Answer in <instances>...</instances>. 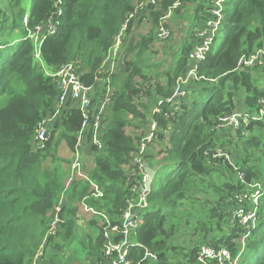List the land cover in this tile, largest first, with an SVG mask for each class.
Returning <instances> with one entry per match:
<instances>
[{
	"label": "trees",
	"instance_id": "1",
	"mask_svg": "<svg viewBox=\"0 0 264 264\" xmlns=\"http://www.w3.org/2000/svg\"><path fill=\"white\" fill-rule=\"evenodd\" d=\"M57 1L32 0L29 29L48 18L59 22L57 31L40 46V60L34 55L33 42L25 38L23 0H0V264H38L35 257L45 233L40 236L37 227L51 224L59 204L58 233L47 238L39 264H61L52 251H63L74 235L78 203L105 213L112 226L122 228L130 200L140 194L137 183L144 177V168L136 163V157L152 122L157 129L147 148H159L157 155L147 153V162L163 155L156 163L163 171L170 164L174 169L164 183L160 170L145 195V205L134 208L140 224L130 232L129 264H180L181 254L186 264H196L202 245L228 247L236 257L241 250L238 239L244 234L248 237L240 264H264V195L254 228L236 218L233 221L234 210L241 206L235 195L247 184L236 177L228 162L206 154L227 143L246 172L247 182L264 181V134L253 135L264 128V121L244 124L236 137L232 129L216 128L220 116L236 110L254 111L264 97V66L237 69L243 55L264 47V0L225 1L222 42L212 46L197 69L206 79L191 80L184 89L186 95L172 102L168 99L179 77L192 66L189 58L197 44L196 29L207 20L211 0H181L175 8V17L188 20V33L182 40L187 44L181 55L173 51L171 63L162 71L152 69L147 57L150 52L162 51L160 44L168 39L162 40L157 30L175 0H160L156 5L146 0ZM141 3L142 8L138 7ZM131 14L134 17L127 23L124 39L128 49L123 51L118 74H113V95L98 134L104 148L97 149L90 139L93 116L105 98L103 64ZM172 19L165 23L170 33ZM147 23L150 32L141 33ZM68 64H73L82 82L94 90L86 132L91 153L81 167L87 176L73 180L72 193L62 203L66 184L47 163L49 158L57 159L63 141L75 152L83 112L76 108L65 111L53 122L45 147L37 150L35 143L39 123L55 112L61 93L56 79L47 72ZM128 127L134 131L129 132ZM248 131L251 133L244 137L243 132ZM124 165H129L128 170ZM131 171L139 181L130 176ZM94 185L103 191L102 196L91 195ZM244 206L248 209L251 203L246 201ZM97 215L93 217L99 218ZM107 220L98 226L95 239L83 243L87 264H111L118 257L115 252L110 258L105 254L110 240L104 230ZM122 236L115 233L111 238L118 242ZM48 246H54L53 250Z\"/></svg>",
	"mask_w": 264,
	"mask_h": 264
},
{
	"label": "built area",
	"instance_id": "2",
	"mask_svg": "<svg viewBox=\"0 0 264 264\" xmlns=\"http://www.w3.org/2000/svg\"><path fill=\"white\" fill-rule=\"evenodd\" d=\"M146 1L150 3L151 5H156L160 0H146ZM225 1L226 0H211V5L208 11L207 20L203 22L199 28L196 29L195 35L197 37L196 38L197 44L195 45V49L190 54V58H189L192 66L189 68L185 76L179 77L178 84L174 91V94L172 95L171 98L168 99V101L172 102L177 97L185 96L186 90L184 89H186L185 87H187L190 84L191 80H200L201 78L206 79L204 76L198 75L197 69H198L199 64L205 59L206 54L211 50L212 46L216 43L218 35L222 31V24L224 21ZM56 3L62 4L63 0H58ZM180 5H181V0H175L172 6L169 8V11L163 18V20L160 22L157 32H158V36L162 40L170 34V31L165 26V23L168 17L171 16L175 8L179 7ZM138 7L142 8L143 3L139 4ZM133 17L134 15L131 14L129 18L127 19L126 24L123 26L122 30H124L125 33L127 31V23L131 21ZM29 18H30V13L26 12L23 15V24L27 27V35L25 36V38L33 42L34 49H35L34 55L37 59L41 60L40 46L42 45L43 41L46 39L47 36L52 35L57 31L59 22L56 20V18H48V20L45 23L37 25L33 29H29L28 28ZM120 37H121V34L119 38ZM114 45L112 46L103 64V71L106 73V76H107V80L105 84L106 85L105 98H103L100 102L97 115L93 116L95 117V123L92 127L93 134L90 139V143L91 145H93V147L97 149L104 148V144L101 142L100 138L98 137V134L100 133L101 128L104 125L105 113L111 102V96L113 95L114 85L111 83V81L113 80V74L116 73L114 70V66H115L114 63H115L116 55L118 52L117 49L114 50ZM259 48L264 49V47H259ZM122 52L123 51H121L120 54ZM120 54H119V62H120ZM263 58H264V54H257V53L245 54L240 58L239 63L237 65V69L242 70L246 68H255L258 66H263L264 65ZM108 62H110L111 65H106ZM120 66H121V62L118 65V69ZM47 73L56 79L58 88L61 93L58 98V102L56 103L55 112L52 115L45 117L39 123L37 142L35 143V148L39 150L45 147L46 143L50 140L52 124L55 120H57V118L61 117L63 114H65V111L69 109H75V108L79 109L84 114V123H83V127L81 128V130L79 131L77 135L78 142L76 145V150L74 152L77 158L74 162L75 163L74 170H77V172L81 175V177H86L87 176L86 173L81 171L82 161L78 159V157L80 153L79 151L82 149V144L83 143L86 144L87 142L86 132L89 130V126H88L89 118H88L87 112L92 102L91 92H93L94 87L87 86L82 82L80 75L76 72V69L73 64L64 65L58 68L56 71L47 72ZM212 80H215V79H212ZM162 102L163 100L159 101L158 106ZM259 102H260V107L258 109H255L254 111L236 110L233 113L220 116L218 118V123L216 125V128L223 129V130L232 129V131H234L239 127L242 121H244L243 124L264 121V97H261ZM158 106L156 107L155 112L159 111ZM156 129H157V126L154 123V125L151 128V131L143 138L142 144L140 145L139 153L140 152L144 153L146 151L147 143L153 140L155 136L154 131ZM81 153H82V159H83L82 150H81ZM206 154H208L209 157H212L214 160L217 159L216 161L225 160L226 162H228V164H230L233 167V169L236 170L234 171L236 177L240 181L246 182L247 184L246 189L237 194V199L240 201L241 206L234 210L233 216H235V218L239 220L240 224L254 228L257 224L258 207L260 206L261 198L264 195V182L257 180V179L251 182H247L246 172L242 170L241 167H238V165L233 163L234 160H232L230 152L225 151L222 147H216L214 149H211L207 151ZM85 158H87V155H85ZM143 160H142L141 155H138L136 157V163L140 164V167H143V163L145 162V160L144 161ZM143 173H144V177L142 181L141 182L139 181L137 183V185L140 188V192H142L141 194L142 200L138 203V205H135L131 201L129 205V209L125 214L122 228L117 227V226H112L109 223V220H107L109 223L108 225H110L111 229L121 230L118 233L123 235L122 238L118 242L112 240L111 236L109 237L110 240L108 242V246L105 251L106 256L110 258L112 253L115 252L118 254V257L113 259L111 261V264H122V263L129 264L130 263V260L127 259V256L129 254V248L133 245V242L127 239V237L130 239V233L127 235V237H124L123 231L126 232L127 228H130L133 224H137V226H139L140 224L138 221V216L134 212V208L136 206H141V207L143 206L145 195H147L149 192V190H145V185L147 182V175L145 174L144 171ZM93 187L94 189H96L94 191H96L99 195H103L102 192L95 185ZM141 188H143V190H141ZM246 201L251 203V207L248 209H246L244 206V203ZM60 208H61L60 204L56 206V210L54 212L53 219H52V222L53 220L56 221L55 223L56 231H57V225L60 221V218H59ZM90 210L93 211V209L91 208ZM130 213L132 215H129ZM128 219H130L131 224L129 223L130 221ZM131 228L133 229V227ZM247 237H248V234H244L243 237H241V241L243 245H245ZM204 248L205 249L203 250L202 254L209 261H214L216 264H239L241 261V255L244 251V248H243L242 251H240L236 257H232V261L227 262V258L229 257H226L227 255L226 250H223L220 253L219 257H214L215 253H218L221 251L218 249L222 247L215 248V247L206 245L204 246Z\"/></svg>",
	"mask_w": 264,
	"mask_h": 264
},
{
	"label": "rangeland",
	"instance_id": "3",
	"mask_svg": "<svg viewBox=\"0 0 264 264\" xmlns=\"http://www.w3.org/2000/svg\"><path fill=\"white\" fill-rule=\"evenodd\" d=\"M23 2H24L26 10L28 12H30V8L32 7V0H23ZM189 10H190V8H189ZM174 17H175V11L167 19V20H171L173 18L171 21V33L167 36L168 39L163 40L164 43L160 44L162 47V51L158 52L155 48V51H157L158 53L154 52V51L150 52V56L147 57V64L150 65L152 67V69H155L156 71L165 70L167 68V66L171 63V56L173 55L172 54L173 51L175 50V52H177V54L181 55L183 48L187 44V43H185V41L183 42L182 40L185 39V34L188 33V31H187L188 30V20L185 17H183V18L179 17V16L178 17L176 16L175 18ZM22 21H23V19H22ZM150 30H151V26L149 23H147V24L142 25L140 32L145 33L147 31V33H148V32H150ZM20 32H21V30H20ZM120 34H121V37L119 38ZM120 34L117 37L116 43L114 45V50L115 49L118 50L117 55H116V60L114 63V65H115L114 70H115V72H117L116 74H118L117 69H118V65L120 63L119 62V54L121 51L128 49L126 47L127 44L125 43V40H124L125 37L127 38V32L125 33L124 30H121ZM222 38H223V33L221 31L220 34L218 35V38H217V41L215 44L216 47H218L220 45V43L222 42ZM123 53L124 52H122L120 54V61H121V58L123 56L122 55ZM254 53L264 54V49L255 47V51L252 52V54H254ZM263 63H264V58H263ZM106 65H111V63L108 62ZM243 123H244V121H242L240 123L239 127L236 130H234V131H236L235 132L236 134L234 137H236L238 135V130L240 128H242V126L244 125ZM153 125H154V122H152L151 128ZM126 129L129 132L134 131L130 127L126 128ZM249 132L250 131H248L247 133L243 132V136L244 137L248 136L251 133V132L250 133ZM255 133H257V134H253V135L264 134V128L263 129L260 128ZM165 144H166V142H163L162 146H164ZM87 145H89V143H86V144L83 143L82 144V149L84 148L83 159L85 158V155L88 153V151L85 149V147ZM223 145L224 146H222V148L225 151H229L230 155L232 157V160H234L231 151L227 147V143H224ZM230 145L233 149V144H230ZM158 148H159L158 146L157 147L149 146L144 153L140 152L139 155L143 156L144 160L147 161V159H146L147 153H149V152L156 153L158 151ZM81 150L79 151L80 153H79L78 159L83 161ZM157 154H158V152L156 153V155ZM162 156L159 158L158 157L157 158L155 157L154 159L152 158L150 161L153 163L159 162L160 159L162 158ZM259 156H262L261 152H259ZM76 158H77L76 154L71 153V149L66 144V142L63 141L58 148L57 159L53 160V159L49 158L48 163H47V168H51L52 170H54L56 172L58 178L61 181L65 182V184H66L65 193L63 195V200L61 201L62 203H65L66 200H68V196L72 193L73 180H75L76 178H81V175L77 172V170H74V164H75L74 162H75ZM233 163L238 165V167H240V165L237 164L235 160L233 161ZM158 165H160V164H158ZM263 165H264V163H263ZM128 168H129V165H124L125 170H128ZM167 168L168 169L164 170V171L161 169L162 172L160 174H161V176H163V178H162L163 183L165 182L167 175L174 169V166H173V164H170ZM262 169L264 171V166H262ZM234 171H236V170H234ZM130 176L135 177L138 181L140 180V178L137 176V173L132 172L130 174ZM100 191L103 194V191L101 189H100ZM141 194H142V192H140V194H138L137 197H135L134 199L132 198L130 201H132L135 205H138V203L142 200ZM91 195L102 196V195H99L96 191H94V187H93V191H92ZM235 198L237 199V194L235 195ZM260 204H261V202H260ZM78 205H79L80 214H79L78 218H76L74 235L71 237L70 240H67L65 242V246H64L63 251L62 250L54 251L53 250L54 246H52V247L48 246L49 248H52V250H53L52 251V254H53L52 257H54V259L61 264H87V262H88L86 259L87 251H86V246L83 243H85L84 241L88 242L90 237H91V239H95L99 234L98 226H100V227L103 226L104 222H105L104 220L108 219L107 215L105 213H100V212H97L96 210L91 211L90 210L91 207H88V206L84 207L85 205L83 203H78ZM144 205H145V202H143V206ZM87 207H88V210H87ZM94 214L95 215L99 214V215H97V217H99V218H96V217L94 218L93 217ZM129 215H132V214L130 213ZM232 217H233V221L234 220L236 221L235 216H232ZM93 218L97 221V225L92 222ZM128 220L130 221V219H128ZM138 221L140 223L139 217H138ZM55 223H56V221L53 220V222L50 225H48V227H47V225L46 226L39 225L37 227L36 233H38L40 236H42L45 233L42 236V239H41L42 243L39 246V249H38L36 257H35V262H37L38 264H39V258L41 257V255L45 254L47 238H49L50 236H53V237L57 236L58 231L55 230V226H56ZM129 223L131 224V221ZM129 226H131V225H129ZM136 226H137V224H133L131 227L135 228ZM130 228H127L126 232L123 231L124 237H127V235L131 232L132 228L131 229ZM180 228L183 229L184 231L186 230V226H184V224H181ZM104 230H105V235H107L108 237H110L113 234L121 231V230L111 229L110 225H107L104 228ZM127 239L129 241H131L128 237H127ZM238 242L241 243V246H240L241 250L240 251H242L243 248L245 250L246 242H245V245H243L241 238L238 239ZM204 246H206V245H204ZM204 246H201L198 253H197V263L196 264H216L214 261H209L202 254L203 250L205 249ZM42 247H45V248L42 249ZM218 250H221V251L218 253H215L214 257H219L220 253L223 250H226L227 251L226 257H229V258H227V262L232 261L233 255H232L231 250L228 247L222 246V248H220ZM55 252H57V253L54 254ZM243 253H244V251H243ZM243 253H242V255L244 256ZM242 255H241V259H243ZM180 259H181L179 261L180 264H186V261H185L184 256L182 254L180 255ZM223 262H225V261H223Z\"/></svg>",
	"mask_w": 264,
	"mask_h": 264
},
{
	"label": "water",
	"instance_id": "4",
	"mask_svg": "<svg viewBox=\"0 0 264 264\" xmlns=\"http://www.w3.org/2000/svg\"><path fill=\"white\" fill-rule=\"evenodd\" d=\"M144 172L147 175V182L145 185V190H149L152 188V183L156 175V169L151 167L147 162L143 163ZM143 190V188H141Z\"/></svg>",
	"mask_w": 264,
	"mask_h": 264
},
{
	"label": "crops",
	"instance_id": "5",
	"mask_svg": "<svg viewBox=\"0 0 264 264\" xmlns=\"http://www.w3.org/2000/svg\"><path fill=\"white\" fill-rule=\"evenodd\" d=\"M186 23V22H185ZM86 148V150L88 151V153L86 154L87 156L91 153L90 152V150H88L87 148H89L88 147V145H87V147H85ZM150 154H152V152H150ZM157 158V157H156ZM159 158V157H158ZM154 159V158H153ZM145 162H147V161H145ZM149 165H151V167H153V168H155L157 171H156V174L161 170V166L160 165H158V164H156V163H153V162H147Z\"/></svg>",
	"mask_w": 264,
	"mask_h": 264
},
{
	"label": "clouds",
	"instance_id": "6",
	"mask_svg": "<svg viewBox=\"0 0 264 264\" xmlns=\"http://www.w3.org/2000/svg\"><path fill=\"white\" fill-rule=\"evenodd\" d=\"M28 12V11H27ZM240 264V263H239Z\"/></svg>",
	"mask_w": 264,
	"mask_h": 264
}]
</instances>
